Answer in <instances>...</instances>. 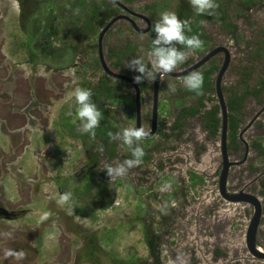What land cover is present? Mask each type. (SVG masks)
<instances>
[{
	"label": "rangeland",
	"instance_id": "obj_1",
	"mask_svg": "<svg viewBox=\"0 0 264 264\" xmlns=\"http://www.w3.org/2000/svg\"><path fill=\"white\" fill-rule=\"evenodd\" d=\"M215 2L237 4L238 0ZM70 5L68 0H0V264H154L146 243L147 227L160 238V264H264L252 259L245 248V231L251 216L248 207H231L223 202L220 210L211 213V205L201 201L203 205L196 209L195 201L205 195L217 198L215 181L203 183V188L191 183V195L186 197L190 217L184 220L180 216L184 224L171 219L177 205V210H183L182 199L178 201L181 194L178 198V189H174L180 188L179 182L171 175L151 191L136 187L129 178L110 180L104 165L115 164L100 157L97 169L91 172L92 188L85 191L87 168L82 172L81 168L87 152L95 158L100 152L97 141L88 140L84 146L79 140L61 136L56 124L60 116H69V112L72 120L80 124L72 93L83 88L85 78L73 75L76 69L72 66L84 60L73 53L60 74L62 62L56 59L75 19L68 13ZM247 16L250 25L233 14L241 38L236 41L223 34L231 53L223 86H235L243 67L251 72L250 85L259 78L264 84V51L260 59L254 57L256 43L264 40V8L253 9ZM122 38L110 37L104 50L120 45ZM189 58L195 59L196 54ZM262 98L261 102L263 94ZM251 103L248 99L244 104L243 126L258 110ZM132 107L129 97L101 103L100 124L119 129L122 123L134 127V121L126 115ZM188 125L192 131L189 130V138L202 135V144L212 153L214 166H218L219 137L213 138L201 129L197 118ZM259 128L264 133V126ZM198 151L190 143V166L194 169L198 167ZM203 159L211 160L206 156ZM255 165L264 172L261 159L256 158ZM199 168L206 167L199 164ZM237 171L232 172L235 175ZM176 172L181 174V170ZM255 177L245 176L240 184H249ZM261 180L253 181L248 189L264 203ZM99 182L115 192L111 204L101 209L95 198L100 192ZM165 182L171 183V190L161 192ZM65 192L73 194V211L70 205L58 204L59 196ZM164 205L167 208L162 212L159 209ZM44 213L49 216L42 220ZM6 232L11 236L6 237ZM258 242L264 246V221ZM6 249L23 250L25 258L5 259Z\"/></svg>",
	"mask_w": 264,
	"mask_h": 264
},
{
	"label": "flooded vegetation",
	"instance_id": "obj_2",
	"mask_svg": "<svg viewBox=\"0 0 264 264\" xmlns=\"http://www.w3.org/2000/svg\"><path fill=\"white\" fill-rule=\"evenodd\" d=\"M117 1L121 3L123 6H125L128 9V11L121 9L120 7L116 6L114 3H110V0H107V2L111 4L113 7H116L118 11L112 18H110L108 21H105V25L100 29L99 33L95 36V40L94 38L87 37L85 38L83 42L85 45H92L93 43L97 44L98 36L101 30L107 25V23L111 21L113 18H115L116 16H125L126 18H128V20L121 19L115 22L104 35L103 40H102L103 54L106 52V50H104V47H106L104 43L112 36L114 39H116V36L122 35L123 38L120 40V45L126 44V42L133 43L134 45L138 46V48L141 50V54L143 55L146 52L144 51L143 46L148 45L149 42L155 38V34L152 33L153 32L152 29H153L154 23L157 20H159V19L150 18V16L148 15V10L146 9V6L150 5V3L153 2L154 0H137L136 3H134L133 5H124L119 0ZM68 5H70V7L68 8L69 9L68 13L70 16H73L75 19L71 21L70 32L66 35L65 41L63 42V46L65 47L63 46L62 47L64 49H61L60 53L58 52L56 54L57 61L62 62L60 70H59L61 71L60 74H63V70H64L63 69L64 66L62 65L68 63V61L72 59L73 53H76V55H78L84 61L79 65L77 63L73 64L72 68L76 69L73 72V75L82 77L85 79H89V80H93L92 79L93 77L95 80H98L101 73L99 71L94 72V71L89 70L88 68L86 69L83 68L85 58L83 57V54L82 52H80V50L74 49L75 45L77 46V41L79 40V37H80L79 31L82 30L83 19L85 15L84 13L85 11L89 9L90 5L87 0H85L81 4L80 8L78 5V0H68ZM108 7L110 8V6ZM77 8L79 9L78 15L75 13V10ZM129 20L134 23L136 28H134L133 24ZM146 20L150 22V25L147 24ZM188 21L190 20L188 19ZM203 27L205 30V34L207 36L206 41L208 42V45H209L207 52H205L201 56H199L196 52L192 53V54H196V58L195 59L189 58L182 65H179L174 72H178V71L188 68L189 66L196 63L198 60H200L203 56H205L208 52L212 51L216 47L224 46L230 51V48H228L225 42L223 41V33L221 32V30L216 24H213L209 21H204ZM97 57H98V46H97ZM104 58H105V61L108 67L112 71L118 74H121L119 71L113 70L110 67L105 54H104ZM189 60L191 62L187 64ZM223 61H224V54L218 53L215 56H213L204 66L201 67L202 69L211 67L212 62L215 64L216 67H218L215 75H213L214 91H215L216 76L223 64ZM230 61H231V53H230ZM229 66H230V62H229L228 68ZM95 74L96 76L94 77ZM130 74L132 75V73ZM129 78L132 79V77H129ZM85 79L83 81L84 82L83 88L85 87ZM183 79L184 77L180 79H175V78L166 76L162 80H160L159 93H158V106H157V122L155 126V131L151 137L145 138L144 140L139 142V146L142 147L145 152L144 157H146L147 159L143 160L140 166L130 169L128 174L122 178L126 180L127 178H129L130 180H134V185L136 187L145 188V189L149 188L152 191L160 184L161 181H163L166 177L171 175L173 179L179 182L178 185H180V188L175 187L174 189L175 190L178 189L179 192L177 191L176 195L179 198L181 194V197H182V198H179L178 201H181L182 199V203H183L182 204L183 210H177L179 206L176 204L177 209L171 215V219L173 221H177V223L181 222L182 224H184V221L180 219V216H182L184 220L185 218H187L188 220V217H190V213H191L190 205L188 203L189 200L188 199L186 200V197L191 195L190 185L191 183H193L191 182V179H190L191 173L195 174L198 177L197 179L194 180V182L198 183L200 186H202L203 183L207 184L208 181H215L216 190H217V198H212V196L208 197V195H205L199 201L197 202L195 201L194 204L196 205L195 206L196 209L201 208V206L203 205L201 204L202 203L201 201H203L211 205V208H212L211 213H216L218 209L220 210V206H221L220 204L224 202L226 205L231 206V207H235V206L236 207H241V206L248 207L251 210V214H252V207L250 205L245 204V203H240V204L228 203L224 201L219 195L218 180H219V175L221 171V156H220L221 118H220V127L218 128V132L215 136L211 135V131L206 127L205 122L199 116H195L193 118L190 116H187L186 119H183L181 121L179 120V115L181 114V111L184 110L185 108L191 107L194 102L190 94L183 93L185 90V87L183 85ZM113 80H116V79H113ZM170 83L176 85V91L174 93L169 92L168 85ZM255 85H256V82L255 84L251 86H255ZM222 86H223V79H222ZM120 89L124 90V87H121ZM128 89L130 92L133 93V107L128 111V113H126V115H128L134 121V127H136V107H135V100H134V92H133L132 87H130L129 85H128ZM152 92H153V81H152V89L150 92H148L149 94L144 93L140 89V94H141V97H140V126H143L145 129L150 128V123H151V114H152V105H153ZM262 94L264 97V86L261 90V94H260L261 98H256V97L249 98L253 101V104L251 103V105H253L254 107H257L258 110L253 111V113H251L250 120L245 126H243V120L241 118L242 121L240 122V126L236 133V138L238 141V149L236 151H231V149L228 150L229 160L233 163H236L235 165H232L229 169V173L227 177V186H226V189L228 190V192H238L240 190H243L246 193L253 194L251 190L248 189L249 187L248 185L256 182V180H259V179L261 180V178L264 177V172L261 171L262 169L258 168L255 165L256 158L261 159L259 157V151L255 147V143H258L260 141L259 139L264 138V133L263 131H260L261 128H259L260 126L261 127L264 126V119H262L263 114H264V101L261 102V100H263ZM171 95H174V97L171 98L170 97ZM214 96L216 99V95ZM204 103L207 109H211L212 104H208L206 100ZM213 104H217V99L215 102H213ZM165 109H166V112L165 114H163ZM131 111H133V114L131 113ZM242 112H243V109H242ZM219 117H220V113H219ZM196 118L200 122V128L203 129L208 135L212 136L213 138L219 137L220 162H219V165L216 167L214 166V160L212 158L213 156L212 153L208 152V149L205 144L204 145L202 144L204 140H201V138H204V137H202V135L199 137L196 136L193 138V140L191 139V137L189 138L188 133L190 129L188 127L189 126L188 123L190 120H193ZM123 128H126L125 123L120 124V129L117 128V132H119ZM229 135H230V132L228 130L227 131V148L229 144L228 138H230ZM244 138H248V140H245ZM114 142L117 144L116 152H115L116 155L114 158H111L108 154V150H107L109 148L108 144L107 143L106 145L103 144L102 148H98L100 152L98 153L96 157L97 158L96 163L91 162L89 153L87 152L88 156L86 157L85 164L81 168V172L83 171L84 168H87L85 174L86 176L90 175L92 170L97 169L96 167H97L98 161L100 160L99 159L100 157H101V160L102 159L107 160V161L112 160L114 164L121 163L125 159L132 158L130 150H128L126 146H121V141L115 140ZM190 143H194L196 148L199 150L198 155H196L199 160V162H197L198 167L196 169L191 168L190 166V162L192 160V157H190L191 155L189 153ZM185 147H187V149H185ZM252 154H253V157H251ZM205 156L208 158L210 157L211 160L207 161L206 160L207 158L203 159V157ZM199 164L204 165L206 167L205 168L206 170L199 168ZM244 167L246 168V170L241 171V169H244ZM236 169H238L239 171H237V173L234 175L232 171ZM180 170H181V174L178 175L176 171H180ZM248 175L253 176V177L256 176L255 177L256 180L254 179L253 180L254 182L252 181L249 184H245V185L240 184L243 182L245 176H248ZM234 180L236 181L235 184L231 185L230 181L234 182ZM108 186L109 185H105V188L101 189L103 192L102 197L98 195L99 193H97V195L95 196L97 206L100 209L105 207L108 204H111L112 198L115 194L114 191H110L108 189ZM203 187L204 186H202L201 188ZM259 187H261L260 184H259ZM261 204H262V218L260 222V227L264 221V203L261 201ZM0 212H2V210ZM193 215L196 217V212H194ZM197 217H199L198 214H197ZM197 220H199V218H197ZM259 229H258V233H259ZM149 231L150 229L149 227H147L148 233L146 232V240L150 238L151 234H154L157 237L155 244H157L156 251L158 255V260L156 261L155 257L150 255V251L147 246L148 253L152 259V263L160 264V260H159L160 258L159 257L160 256V250H159L160 238L157 234L153 233L152 231L150 233ZM257 241H258V234H257ZM258 244L261 245L259 242Z\"/></svg>",
	"mask_w": 264,
	"mask_h": 264
},
{
	"label": "trees",
	"instance_id": "obj_3",
	"mask_svg": "<svg viewBox=\"0 0 264 264\" xmlns=\"http://www.w3.org/2000/svg\"><path fill=\"white\" fill-rule=\"evenodd\" d=\"M85 0H78L79 8L81 4ZM90 7L87 11H85L84 19H83V26L82 30L79 31V40L77 41V46L75 45V50H80L82 52L83 57L85 58V62L83 68H88L94 72H100L101 75L98 80L85 79V87L86 89H90L92 91V102L97 105V107L103 102H113L119 100L121 98H128L133 101V93L130 92L128 88V84L121 80H113L109 78L101 69L99 60L97 57V44L92 45H85L84 40L85 38H94L99 33L100 29L105 25V21H108L112 18L118 9L113 7L111 4L107 2V0H87ZM124 5H133L136 3L137 0H119ZM159 4V5H158ZM218 8L215 9L214 15H198L193 7L190 4V0H154L150 3V5L146 6L148 10V15L152 19H160V13L164 11H172L175 12L176 15L181 20H190L191 25V33H187L188 35H198L200 40L203 42V45L200 49L196 50L195 52L201 56L205 52H207L209 45L206 41L207 36L205 34V30L203 27L204 21H209L213 24H216L223 34H226L230 37V39H235L236 41L241 38L238 33V27L233 21V14L234 18L237 16L238 18L245 19L250 25L248 18V13L257 8H264V0H238L237 4L232 2H217ZM110 6V8L108 7ZM154 33V32H152ZM155 34V33H154ZM178 48L182 47L177 45ZM151 48V41L148 45H144L143 49L148 53ZM16 50L18 47L15 48ZM264 51V40L262 39L260 42L256 43V49L254 50L255 59L258 60L261 58V55ZM146 52L142 55L141 50L138 48L137 45L133 43L126 42V44L116 45L106 48V58L109 62L110 67L113 70L119 71L121 74L126 76L134 77L138 75V73L130 70L126 67V62L134 57H144L147 56ZM251 57V58H254ZM145 59V57H144ZM146 63L148 60H146ZM189 60L187 62L190 63ZM186 64V65H187ZM218 67L212 62L211 67L200 69L197 72L203 73L204 81H203V88H202V95H196L194 92H191L185 88V94H190L193 98V105L189 108H185L181 111L179 115V120L186 119L187 116L195 117L199 116L204 122L206 127L211 131V135L215 136L218 132V128L220 127V117H219V106L217 104L212 103L211 109H207L205 106V100L207 102H215V91H214V78ZM132 73V75L130 74ZM96 74L94 75V77ZM238 81L235 86H222V92L224 94L226 106L228 109V130L230 132L228 150L236 151L238 149V141L236 138L237 130L240 126L242 109L244 107L245 102L250 97L261 98V90L263 88V79L259 78L256 81L255 86H251L249 81H251V72H248V68L243 67L238 72ZM140 89L146 93L151 91L152 89V81L144 80L141 83H137ZM124 87V90L120 89ZM181 91V90H180ZM125 93V94H124ZM205 109V110H204ZM133 114V111H131ZM72 115L69 116H60L59 120L56 122L57 126L61 129V136H67L72 139L79 140L82 142L84 146L87 145L88 140L90 141H97L98 148H102V145L106 143L108 144L109 148L108 154L111 158L115 157L116 147L117 144L111 140L107 133L108 132H117V127L114 125H105L99 124V127L95 129V138L93 139L90 134L81 133L78 131L79 123L76 124L71 118ZM180 124V123H179ZM78 126V127H77ZM180 126V125H179ZM177 126V127H179ZM258 143H255V147L259 151V157L262 159L264 163V138L259 139ZM99 150V149H98ZM90 156V155H89ZM91 162L96 163L97 158L94 155L90 156ZM147 158L143 156L142 160H146ZM88 182L85 187V191L89 192L92 188V179L93 175L87 176ZM198 177L191 173V181L194 183V180ZM260 186L262 187L261 194L264 195V179L260 181ZM99 189V196H103L102 188H105V183L100 182L97 184ZM113 199V198H112ZM110 204L106 205L108 207ZM104 208V207H103ZM151 233V231H149ZM148 233V232H147ZM148 235V234H147ZM157 237L154 234L150 235V238L146 240L147 246L150 251V255L155 257V260H158V255L156 251L157 244L155 241ZM114 264H121L115 262ZM190 264H195L194 261L190 262Z\"/></svg>",
	"mask_w": 264,
	"mask_h": 264
},
{
	"label": "clouds",
	"instance_id": "obj_4",
	"mask_svg": "<svg viewBox=\"0 0 264 264\" xmlns=\"http://www.w3.org/2000/svg\"><path fill=\"white\" fill-rule=\"evenodd\" d=\"M110 3H115V0H110ZM190 4L198 15H214L215 9L218 8L215 0H190ZM75 13L79 14L78 8L75 10ZM152 30L155 33V38L151 40V48L147 53L148 62L146 63L144 57H134L126 62L127 68L138 73L134 77L136 83H141L144 80L153 81L157 74H159V78L162 80L174 72L179 65L186 62L189 56L203 45L198 35L187 34L192 31L190 22L188 20H181L172 11L160 13V19L154 23ZM177 45L182 47L178 48ZM203 81V73L192 72L184 77L183 85L187 90L194 92L196 95H202ZM168 89L170 93H174L176 86L170 83ZM72 96L77 105L76 117L80 121L78 131L90 134L94 139L96 134L95 129L99 127L102 112L92 102V91L86 88H76ZM68 115H72V113L69 112ZM150 132V128L145 129L143 126H140L126 127L117 133H107L111 140L121 141V146H126L130 150L132 157L125 159L121 163H116L114 166L111 164L104 165V170H106L110 180L122 178L128 174L130 169L140 166L145 152L139 146V142L148 137ZM170 190V182H165L160 188L161 192ZM72 199L73 194L65 192L59 196L58 204L61 206L70 205V211H73L75 205L70 204ZM173 206H175V202H173ZM166 208L167 205H164L159 210L164 212ZM48 216L49 213H44L41 219H47ZM4 235L10 237L11 233L6 232ZM25 255L23 250L6 249L4 252L5 259L14 258L17 261L23 260Z\"/></svg>",
	"mask_w": 264,
	"mask_h": 264
},
{
	"label": "water",
	"instance_id": "obj_5",
	"mask_svg": "<svg viewBox=\"0 0 264 264\" xmlns=\"http://www.w3.org/2000/svg\"><path fill=\"white\" fill-rule=\"evenodd\" d=\"M114 4L120 7L121 9L128 11V9L125 6H123L121 3H119L117 0H115ZM121 19L128 20V18H126L125 16H116L111 21H109L107 25L101 30L97 39L98 58L103 72L108 77L116 80L125 81L130 87H132L134 92V100L136 107V127H140L141 94L138 85L133 79L112 71L108 67L103 54L102 40L104 35L115 22ZM130 22L133 24L134 28H136L134 23L132 21ZM146 22L148 25H150V22L148 20H146ZM218 53L224 54L223 64L220 70L218 71L215 80V95L217 99V104L219 106V113L221 118V136H220L221 171L218 180V191L220 197L228 203H232V204L245 203L252 207V214L250 216L245 231V238H244L245 248L252 259L256 261L264 262V246L259 245L257 241L258 229L260 227V222L262 218V204L260 199L251 193L244 192L243 190H240L238 192H228V190L226 189L229 169L232 165L236 164L229 160V155H228V148H227L228 109L222 92V79L230 62V51L224 46L216 47L212 51L208 52L205 56H203L193 65L189 66L184 70L178 72H172L168 75V77L180 79L189 75L192 72H196L198 69L204 66L213 56H215ZM160 80L161 79L159 78V74H157L156 78L153 80V92H152L153 105H152V114H151V123H150L151 132L150 135L146 138L151 137L155 131V126L157 122V106H158V93H159Z\"/></svg>",
	"mask_w": 264,
	"mask_h": 264
},
{
	"label": "bare ground",
	"instance_id": "obj_6",
	"mask_svg": "<svg viewBox=\"0 0 264 264\" xmlns=\"http://www.w3.org/2000/svg\"><path fill=\"white\" fill-rule=\"evenodd\" d=\"M4 210V209H3Z\"/></svg>",
	"mask_w": 264,
	"mask_h": 264
}]
</instances>
